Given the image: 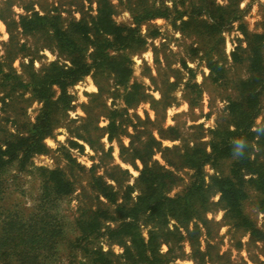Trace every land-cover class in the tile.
I'll return each instance as SVG.
<instances>
[{
	"label": "rangeland",
	"instance_id": "rangeland-1",
	"mask_svg": "<svg viewBox=\"0 0 264 264\" xmlns=\"http://www.w3.org/2000/svg\"><path fill=\"white\" fill-rule=\"evenodd\" d=\"M97 1L0 0V139L17 130L26 134L44 107L33 95L32 84L49 72L52 63L70 66L69 57L58 49L49 31H23L20 18L47 14L59 17L57 23L64 30L80 20L91 27L98 13ZM108 1L114 23L137 29L145 38L144 45L127 53L132 68L130 82L139 83L143 90L127 107L122 101L127 91L115 85L108 72L94 75L93 70L68 86L64 95L54 85L56 127L44 139L42 153L33 155L24 166L12 162L0 175V221L9 214L23 219L36 214L45 173L58 170L73 191L44 206L56 221L59 236L38 264H129L133 260L148 264L137 257L134 237L143 240L150 264H264V206L254 182L257 176L244 164L234 169L236 179L243 181L244 218L228 211L219 190L217 178L230 175L234 149L230 158L203 167L201 192L178 200L192 210L189 217L174 206L166 209L162 219L149 216L141 207L132 209L141 195L138 179L143 160L179 179L165 190L166 196L176 198L194 174L185 163L186 150L202 147L210 153L218 124L234 130L229 103L239 98L238 82L250 76L245 34L263 32L264 0H235V6L228 10L238 18L222 29L224 41L218 52L224 72L218 80L211 76L202 57L211 45L206 44L198 21L216 13V7L227 6V0ZM147 12L155 16L135 21V16ZM78 43L92 51L84 38ZM235 52L241 58L236 62L232 59ZM259 98L264 106V88ZM110 112L116 123L112 140L106 129ZM250 130L247 156L264 170V110L254 118ZM96 178L105 185L95 182ZM111 189L114 203L98 194ZM120 205L131 211L117 214ZM171 209L175 215L170 214ZM90 219L103 227L95 237L83 227ZM123 222L130 226H123ZM116 228L117 232H111Z\"/></svg>",
	"mask_w": 264,
	"mask_h": 264
},
{
	"label": "trees",
	"instance_id": "trees-1",
	"mask_svg": "<svg viewBox=\"0 0 264 264\" xmlns=\"http://www.w3.org/2000/svg\"><path fill=\"white\" fill-rule=\"evenodd\" d=\"M228 5L225 7H216L215 12L208 16L207 19L198 21V28L201 33H204L207 46L202 57L210 69L211 76L216 80L223 74L224 69L220 66V52L223 46V26L227 23L233 22L238 16H231L228 10L231 6H235V0H227ZM97 16L92 20L91 27L84 20L73 22L68 30H64L57 23L59 17L44 16L38 13H33L28 17H21L19 25L23 31H49L52 40L55 41L58 49L65 51L66 56L69 57L70 66L59 67L52 63L49 67V72L45 73L43 77L32 84V93L39 100L44 103V107L36 119V122L30 125L26 134L8 133L0 139V175L5 168L14 161L19 162V166H24V163L33 155L42 153L45 144L44 139L51 135L52 130L56 127V118L54 112L56 110L57 100H53L52 87L54 85L61 89L62 94L66 92L68 86L75 84L84 76L88 75L94 70V75L108 72L114 77L115 85L121 86L123 90L127 91L122 101L127 107L133 104L132 100L143 87L139 83L131 84L132 68L131 60L128 52L132 49H138L146 43L145 38L139 33L137 29L132 27L117 26L112 17L114 15L113 8L110 6L108 0L97 1ZM238 10L236 9V12ZM146 12V11H145ZM155 14L149 12L142 16H135V21L138 23L141 20H147L154 17ZM188 21L183 24H188ZM77 32L80 37H76ZM84 38L87 44L92 46V51L88 52V47L80 45L79 40ZM92 38V39H91ZM247 41V57L245 61L248 64L250 76L246 80L238 82L239 98L229 103V114L234 130L229 126L217 125V128L212 133L213 138L210 143L211 152L208 153L202 147H194L187 149L184 159L187 167L194 171L191 182L185 187L183 192L176 198H170L165 195V190L178 183L179 179L170 171L165 170L160 166H148L147 162L143 160L144 169L138 179L141 183V195L138 201L132 206V209L143 208L142 211L149 214L151 217L162 219L166 214V209L170 206L181 207L184 212V217H189L192 210L180 205V199L184 200V196L190 195L192 192H201V176L203 167L207 163H215L216 161L229 157L235 151L234 160L230 175L226 177L217 178L219 182V190L222 194L223 200L229 212L235 213L243 217L241 211V199L243 198L242 190H240V180L234 176V169L238 165L244 164V167H249L253 174L257 176L254 180L256 189L260 192V203L264 206V170L258 168L247 156V139L251 135V124L254 118L264 110L259 94L264 88V23L263 32L260 34H245ZM233 61L241 60L237 52L232 54ZM0 74L2 70L0 69ZM102 93V88L99 86V94ZM164 97L161 95L162 100ZM169 106V105H168ZM110 112V123L107 126L109 133V140L113 139L116 129V123L112 120ZM173 130V128H168ZM175 139V138H174ZM243 139L244 147L239 155L236 154L235 140ZM194 154H198L194 161ZM232 157V156H231ZM168 165L173 166L170 160H166ZM95 182H102L101 178L94 179ZM103 185L105 183L102 182ZM70 181L67 177L58 170L46 171L45 182L42 188L41 196L39 198V207L36 209V214L26 216V218H19L17 214H9L0 221V264H38L44 254L49 253L51 247L57 244L56 221L52 219L44 208L46 204H52L55 199L68 195L72 192ZM100 191V190H99ZM101 196L106 198L109 202L114 203V192L111 189L109 192L104 190L99 192ZM180 206H178V205ZM131 211L126 205H120L115 212ZM174 209L170 210V214H174ZM244 218V217H243ZM106 218L105 220H107ZM114 220V218H110ZM125 219V218H124ZM125 221V220H124ZM95 220L90 219L83 227L86 231L90 230L92 236L95 237L103 227L101 224H93ZM123 226H130L129 222H123ZM247 225L249 222H246ZM88 227V229L86 228ZM119 228V227H118ZM111 230L117 232L119 229ZM58 234V235H57ZM137 257L143 258V263H148L149 258L144 250L142 241H137L134 238ZM141 247H140V246ZM92 254L103 256L104 253L99 251H92ZM129 264H136L133 260Z\"/></svg>",
	"mask_w": 264,
	"mask_h": 264
},
{
	"label": "clouds",
	"instance_id": "clouds-1",
	"mask_svg": "<svg viewBox=\"0 0 264 264\" xmlns=\"http://www.w3.org/2000/svg\"><path fill=\"white\" fill-rule=\"evenodd\" d=\"M236 145V154L239 155L242 148L244 147V140L243 139H238L234 141Z\"/></svg>",
	"mask_w": 264,
	"mask_h": 264
}]
</instances>
